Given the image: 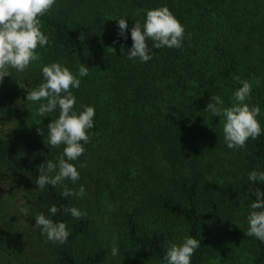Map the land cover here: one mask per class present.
Here are the masks:
<instances>
[{"label":"trees","instance_id":"1","mask_svg":"<svg viewBox=\"0 0 264 264\" xmlns=\"http://www.w3.org/2000/svg\"><path fill=\"white\" fill-rule=\"evenodd\" d=\"M167 5L184 26L182 47L152 48L140 63L125 56L130 29L144 10ZM127 17V39L117 20ZM49 45L26 72L11 69L0 82V186L16 182L28 193L32 213L26 224L0 196V264H109L101 226L80 200L62 197V186L35 185L38 167L63 151L47 146V126L59 109L41 117L26 100L43 80L41 67L53 61L89 74L73 89L76 107H95L90 141L78 161L80 180L69 187L92 190L112 205L121 253L136 264H160L168 242L191 235L201 241L191 264H264V243L246 236L247 207L256 199L253 168H264V133L242 149H229L218 116L205 111L212 95L226 104L239 83L250 82L264 128V0H56L39 17ZM23 84V86H21ZM8 126V129H5ZM37 129L43 130V135ZM83 163V167L79 164ZM0 189V194L3 192ZM55 204L54 220L68 224L64 244L40 234L34 215ZM75 206L77 220L63 212ZM110 213V214H111Z\"/></svg>","mask_w":264,"mask_h":264},{"label":"clouds","instance_id":"2","mask_svg":"<svg viewBox=\"0 0 264 264\" xmlns=\"http://www.w3.org/2000/svg\"><path fill=\"white\" fill-rule=\"evenodd\" d=\"M56 0H0V82L5 76L11 75L10 70L23 73L33 62L41 59L38 47L44 49L49 45V37L41 30L39 17L50 14ZM127 17L117 20L118 35L127 39ZM184 26L170 11L167 5L145 9L143 19L134 22L130 29L132 44L127 51L128 59H138L146 63L152 59V48H181L184 40ZM42 82L29 90L26 89V100L38 105L37 112L43 116L59 109L58 116L47 126V146L57 148L63 145V151L55 160H47L38 167V177L35 185L41 191L46 185L62 186V197L80 199L86 195L84 184L78 188L69 187L66 181L75 185L80 180L77 164L90 141L89 130L94 127L95 107L81 105L76 107V96L73 89H79L81 78L88 76L89 67L81 63L74 73L70 68L58 61L43 64L41 67ZM239 87L231 93L230 103L226 104L221 95H212L205 111L212 116H218L222 123L224 142L229 149L239 150L246 146L249 139L255 140L264 128L258 119L261 108L251 104L252 86L240 76H233ZM23 86V84H21ZM43 135V130L37 129ZM83 163L79 167H83ZM247 178L253 183L264 184V168H253ZM256 199L247 207L246 221L248 224L246 236L255 237L264 243V191L257 188ZM61 211L55 204L48 207V215L43 212L34 215L35 225L47 241L54 244L66 243L70 230L66 222L54 220L53 217ZM64 213L74 219L87 215L86 211L71 206L64 207ZM201 241L191 235L177 237L168 242L167 249L160 264H191V258ZM119 248L113 243L110 257L119 256Z\"/></svg>","mask_w":264,"mask_h":264},{"label":"rangeland","instance_id":"3","mask_svg":"<svg viewBox=\"0 0 264 264\" xmlns=\"http://www.w3.org/2000/svg\"><path fill=\"white\" fill-rule=\"evenodd\" d=\"M30 67L32 66L30 65ZM26 70L23 72L24 76L28 75ZM21 92L23 95H26V88L23 87ZM8 128V126H5V129ZM2 183L4 184L0 186V189H3L4 191L0 194V196L3 195L2 198L9 205H12V210L18 219L21 220L22 223L26 224L29 214L32 213V203H30L28 193L21 189L16 182H14L13 186L11 185V182L6 179L3 180ZM78 200H80L84 210L88 208V212H91V214L98 219L101 226L102 244L110 249L111 245L115 243L119 248V256L112 258L109 264H136L127 260V256L121 253V244L119 243L117 231L118 228L114 225V223H112V205L103 201L100 196L97 197L92 190L88 189H86V195ZM24 257L27 264H35V260L38 258L37 256H33L30 251H25Z\"/></svg>","mask_w":264,"mask_h":264}]
</instances>
